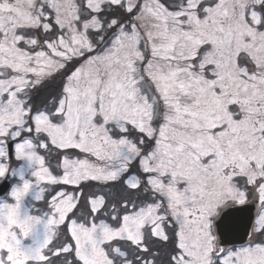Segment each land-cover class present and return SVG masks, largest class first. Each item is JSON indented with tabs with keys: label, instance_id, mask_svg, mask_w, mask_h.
Listing matches in <instances>:
<instances>
[{
	"label": "snow or ice",
	"instance_id": "1",
	"mask_svg": "<svg viewBox=\"0 0 264 264\" xmlns=\"http://www.w3.org/2000/svg\"><path fill=\"white\" fill-rule=\"evenodd\" d=\"M0 264H264V0H0Z\"/></svg>",
	"mask_w": 264,
	"mask_h": 264
}]
</instances>
